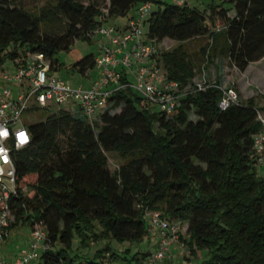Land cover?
Segmentation results:
<instances>
[{"label":"trees","instance_id":"1","mask_svg":"<svg viewBox=\"0 0 264 264\" xmlns=\"http://www.w3.org/2000/svg\"><path fill=\"white\" fill-rule=\"evenodd\" d=\"M46 2L32 11L25 0H0V65L44 54L60 71V54L78 40L90 41L102 18L129 20L144 3L153 4L145 32L163 52L169 79L183 87L196 75L188 41L208 37L202 52L209 63L223 56L241 73L264 59V0H210L204 10L162 0H109L105 9L85 0ZM55 22L65 24L63 34L43 33ZM173 42L179 45L167 52ZM95 58L86 54L71 68L88 76ZM220 98L216 87L189 93L166 117L145 110L141 98L125 90L93 124L69 106L30 126L31 144L14 154L11 228L14 218L15 225L44 224L48 248L41 251V264H103L109 254L114 262L131 264L110 246L88 258L74 243L140 242L150 234L146 211L153 210L180 221L191 253L207 250L209 264H264V175L254 161L262 129L258 108L255 97L239 93V101L221 111ZM109 153L125 160L117 175L109 169ZM149 254L132 259L139 263Z\"/></svg>","mask_w":264,"mask_h":264},{"label":"built area","instance_id":"2","mask_svg":"<svg viewBox=\"0 0 264 264\" xmlns=\"http://www.w3.org/2000/svg\"><path fill=\"white\" fill-rule=\"evenodd\" d=\"M174 1L180 5L189 3V0ZM152 8V3L140 5L136 14L123 26L106 27L102 18L103 23L97 30L102 44L95 58L99 75L88 88H84L83 83L75 86L69 79L58 75L59 71L44 54H29L11 60V68L0 65V129L9 133L7 138H0V149H5L0 152V243L10 237V196L16 194L14 154L32 142L31 133L21 120L26 111L45 108L52 103L68 104L78 108L85 120L93 124L98 115L112 105V98L125 90L135 92L145 110H158L166 117L174 115L187 94L211 87L221 92L218 104L221 111L228 110L239 101V92L234 86L201 81L184 88L179 82L169 79L162 60L163 52L145 32V23ZM257 108V120L262 129L255 136L254 161L264 173V106ZM23 131L27 132L29 140L20 144L17 134ZM4 156L8 158L7 163ZM146 218L158 235V242L155 251L137 264L172 263L173 249L181 246L182 223L171 222L163 218L161 212L153 210L146 211ZM30 238L29 246L13 261H7L0 251V264H31L40 259V248H48L47 230L42 222H34Z\"/></svg>","mask_w":264,"mask_h":264},{"label":"rangeland","instance_id":"3","mask_svg":"<svg viewBox=\"0 0 264 264\" xmlns=\"http://www.w3.org/2000/svg\"><path fill=\"white\" fill-rule=\"evenodd\" d=\"M165 2L173 3L174 0H162ZM210 0H189V5L192 7H197L200 10H204L207 8ZM46 0H25L26 6L32 11H38L39 8L46 4ZM90 3H94L98 5L100 8H106L109 4V0H85V4L89 5ZM131 11L130 13H132ZM128 15L123 16H113L107 18V22L104 24L106 27L111 26H123L128 21ZM220 27V26H219ZM65 24L57 23L48 26L43 33L51 34V35H61L65 32ZM210 43L208 37L197 38L185 43V47L190 54L192 62L195 66V78L191 81L192 84L195 82L201 81H209V82H221L223 86H234L237 91L243 96L241 85L246 84L249 90H254L257 92V88H262L264 90V59L260 62L253 63L246 71V74L241 73L236 68L231 67L228 63V59L221 56L214 58L212 63H209V59L206 58L202 52V49L206 47L207 44ZM102 44L101 35L99 33L93 35L90 41L78 40L72 47V50L69 52H64L60 54L63 64L60 67V71L58 75H61L67 79H69L73 85L79 86L80 82L84 78L79 72L74 71L71 66L79 59H81L84 55L93 53L95 56L99 53V45ZM179 43L173 42L170 43L167 48V52L175 49ZM5 68L13 67V63L11 60H6L4 65ZM97 72V69L94 68L90 72V76H93ZM87 82L83 85L84 88L88 86ZM186 88V86L184 87ZM256 88V89H255ZM256 101V107L264 106V92L258 93L254 95ZM245 98V97H244ZM69 107L68 104L58 105L56 103H52L45 108H32L26 111L22 116V122L29 128L32 125L39 124L44 122L49 117L59 113L62 109ZM121 109V108H120ZM120 109L113 112L116 114L120 112ZM191 121H197L198 116L193 111L190 114ZM109 169L114 175H117L118 168L124 163V159L115 153H109ZM260 175H264L263 170L261 168L258 169ZM15 218L12 221L13 228H10V238L7 243H2L0 245V251L3 256L6 253L7 249H16L18 243H28L26 247L29 246L31 238V224L30 223H21L15 225ZM147 223L150 226L149 220L147 219ZM187 225H185L186 229ZM102 229L99 227L98 231L100 232ZM150 234L145 237L142 241L136 243L124 242L120 243L114 239H101L98 242H92L91 245L87 247H82L75 241L74 249H79V253L88 258H94L95 252L102 247L110 246L112 251L118 252L122 255H127L132 261L131 264H137V260L132 259L133 256L138 252H146L150 253L155 251L156 245L158 242V235L155 231L149 227ZM185 232L183 228V233ZM182 233V234H183ZM184 235V239L181 238L179 248L173 249L174 251V259L172 260L173 264H209L207 263L209 259V253L207 250H198L196 254H192L189 249V241L188 236ZM14 243V244H13ZM127 249L131 251L129 253L125 252ZM42 251V248H40ZM36 264H41V259L35 260ZM100 263V262H99ZM128 264V262L123 259L113 261L111 259V255H107L103 259V264Z\"/></svg>","mask_w":264,"mask_h":264},{"label":"crops","instance_id":"4","mask_svg":"<svg viewBox=\"0 0 264 264\" xmlns=\"http://www.w3.org/2000/svg\"><path fill=\"white\" fill-rule=\"evenodd\" d=\"M252 65V64H251ZM250 65V66H251ZM249 66V67H250ZM244 74V73H243ZM245 74H246V72H245ZM98 70H97V72L93 75V76H90V75H88V76H84V78L82 79V81L80 82V84L81 83H83V85L84 84H86L87 82H89L88 83V86H87V88L91 85V83H92V81L93 80H95L97 77H98ZM257 88V92H255L254 90H249L248 89V87H247V85L246 84H244V85H241V89H242V93H243V97H245V98H251V97H254V95H256V94H258V93H262V92H264V90H262V88H258V87H256ZM255 88V89H256ZM10 238V237H9ZM8 238V239H9ZM8 239L6 240V241H4V242H2V243H7L8 242ZM2 243H0V245L2 244ZM14 244V243H13ZM28 245V243L26 242V243H18L17 244V250L14 248V249H7V251H6V253H4V258L7 260V261H13L19 254H20V252L24 249V248H27L26 246ZM176 250L177 249H179V248H175ZM31 264H36L35 263V261L34 262H32ZM167 264H173V263H167Z\"/></svg>","mask_w":264,"mask_h":264},{"label":"clouds","instance_id":"5","mask_svg":"<svg viewBox=\"0 0 264 264\" xmlns=\"http://www.w3.org/2000/svg\"><path fill=\"white\" fill-rule=\"evenodd\" d=\"M8 135H9V133L6 129H0V138H7ZM17 136H18V142L20 144L27 143L29 140V136H28L26 131L18 133ZM4 151H5V149H0V152H4ZM3 159L6 163L8 162L7 156H4Z\"/></svg>","mask_w":264,"mask_h":264}]
</instances>
